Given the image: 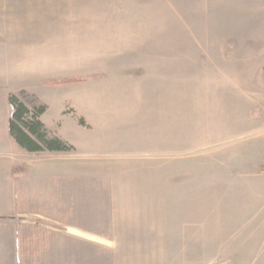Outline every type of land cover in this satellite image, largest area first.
Here are the masks:
<instances>
[{
	"label": "rangeland",
	"instance_id": "rangeland-1",
	"mask_svg": "<svg viewBox=\"0 0 264 264\" xmlns=\"http://www.w3.org/2000/svg\"><path fill=\"white\" fill-rule=\"evenodd\" d=\"M115 1L106 14L135 23L129 55L96 58L106 72L94 74V170L83 169V213L44 217L41 184L32 182L34 198H25L16 217L20 264L44 258L45 264H264V233L209 231L218 218L194 188L195 175L203 173L198 166H210L208 145L197 143V116L244 113L247 141L264 146V0ZM5 2L42 4L0 0V17L41 18L49 11H13ZM87 78L83 72L68 80ZM217 79L251 81L252 107L222 102L217 109V100L196 98L206 81ZM87 135L72 138L83 147ZM40 155L32 153L36 160ZM258 162L264 167V153ZM77 223L93 228L94 239L74 243L69 227ZM54 240L57 246L48 249Z\"/></svg>",
	"mask_w": 264,
	"mask_h": 264
},
{
	"label": "crops",
	"instance_id": "crops-1",
	"mask_svg": "<svg viewBox=\"0 0 264 264\" xmlns=\"http://www.w3.org/2000/svg\"><path fill=\"white\" fill-rule=\"evenodd\" d=\"M8 2L6 8L13 11L40 7L50 14L41 18L0 17V264H20L23 244L16 217L24 208L25 198H34L32 182L41 184L37 193L42 192L44 217L60 219L67 210H73L76 217L83 213V169L94 170L91 132L94 103L98 104L94 74L106 72L100 68L104 64L97 65L96 58L129 55L127 38L130 25L135 22L106 14V10L115 8V0H42L41 5ZM95 7L103 11L94 12ZM57 10L68 12L59 17ZM83 72L88 76L85 82L63 83L78 79ZM217 73L214 75L220 76ZM250 84L251 81L234 79L209 80L196 98L217 100V109L224 102L232 103V108L235 104L248 110L255 101L249 97ZM22 90L35 94L48 106L42 121L53 134L73 145V150L43 152L36 160L32 153L18 149L10 131V94ZM243 114L215 111L197 116L202 121L197 124V129L202 130L197 131V143L203 148L208 145L210 166H198L203 173L195 175L194 188L203 192L204 200L210 202L213 215L218 218L210 222L209 231L264 233V167L258 162L264 146L261 150L258 143L247 141L249 133L241 122ZM83 132L88 135L81 147L72 137ZM178 135L176 132V138ZM187 141H191L190 130ZM208 167L209 173L205 172ZM90 195L94 213L93 190ZM57 223L61 225L60 220ZM70 228L75 231L71 233L74 243L82 237L94 239L93 228L85 230L78 223ZM26 243L31 249L32 239ZM56 246L54 240L48 249ZM53 264H58L57 260Z\"/></svg>",
	"mask_w": 264,
	"mask_h": 264
},
{
	"label": "trees",
	"instance_id": "trees-1",
	"mask_svg": "<svg viewBox=\"0 0 264 264\" xmlns=\"http://www.w3.org/2000/svg\"><path fill=\"white\" fill-rule=\"evenodd\" d=\"M73 80H64L71 83ZM23 98H32L33 105L27 104ZM11 137L18 149L25 153H43L56 151H71L74 146L58 135L53 134L42 121V115L48 106L35 94L22 90L10 94ZM85 124L84 120H81Z\"/></svg>",
	"mask_w": 264,
	"mask_h": 264
}]
</instances>
